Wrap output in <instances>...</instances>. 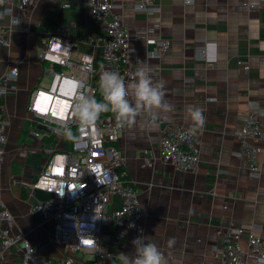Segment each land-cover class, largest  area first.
Here are the masks:
<instances>
[{
    "label": "crops",
    "instance_id": "0c3cea01",
    "mask_svg": "<svg viewBox=\"0 0 264 264\" xmlns=\"http://www.w3.org/2000/svg\"><path fill=\"white\" fill-rule=\"evenodd\" d=\"M113 1L114 13L129 30L135 65L150 66L154 83H163L165 100L173 106L171 112L155 111L154 120L142 113L131 127L124 126L119 140L125 168L139 188L144 236L151 237L169 264H223L217 249L222 231L238 225L264 235V151L258 157L259 177L251 175L249 160L236 154L241 146L237 131L250 102L264 108V0H160L161 12L151 15L134 11L138 0ZM10 8L7 1L0 2L10 40L0 46V76L15 64L20 72L17 91L2 99L9 123L0 171L2 200L14 215V232L26 233L39 254L69 256L73 264H82L90 256L53 241L50 225L30 211L38 191L25 182L39 177L47 159L43 148L51 139L33 135V128L42 126L34 123L28 104L31 91L50 79L39 57L48 35L64 26L76 55L100 60L103 33L84 0H38L26 13ZM155 24L159 28L148 31ZM159 36L170 38L172 48L154 57L149 53ZM62 70L79 73L75 66ZM189 107H199L205 117L197 131L199 171L184 172L159 159L147 165V151L158 154L163 119L191 128ZM261 122L264 126V115ZM64 146H69L67 139ZM22 149L32 151L22 155ZM113 200L120 205L117 195ZM132 240L126 232L121 257L134 252ZM242 245L248 249L246 238ZM24 252L23 243L15 245L0 264H24Z\"/></svg>",
    "mask_w": 264,
    "mask_h": 264
},
{
    "label": "built area",
    "instance_id": "2783aa9c",
    "mask_svg": "<svg viewBox=\"0 0 264 264\" xmlns=\"http://www.w3.org/2000/svg\"><path fill=\"white\" fill-rule=\"evenodd\" d=\"M5 1L11 5V10L17 8L26 13L38 0ZM84 3L103 33L100 60L93 54L76 55L64 26L48 35L39 57L50 79L46 86L31 91L28 110L34 123L42 126L33 128V135L49 138L51 143L43 148L47 159L39 177L25 182V185L52 194L49 200L39 199L33 203L30 211L39 213L42 222L50 225L53 241L70 251L88 254L90 258L82 264H122L119 252L124 247L126 232H131L133 239L145 234V214L139 188L128 175L119 145L124 127H118L110 113L100 115L91 127L80 129L72 115V107L80 92L96 96L100 91L98 81L104 71L118 72L126 83L131 81L137 68L135 48L131 45L130 33L122 17L114 13L113 0H84ZM141 6L143 10H140ZM134 11L159 14L160 0H138ZM158 28L159 25L155 24L148 31ZM9 42L8 30L0 18V46H7ZM153 44L149 54L154 57L162 56L172 48L171 39L164 36L156 38ZM68 66H75L79 73L62 70ZM19 72L20 66L15 64L0 76V171L5 162L9 124L2 99L6 94L17 91ZM249 107L244 124L237 131L241 146L236 154L248 159L251 175L259 177L258 157L264 151V126L261 122L264 108L257 101H251ZM163 121L165 127L158 154L147 151L146 164L152 166L159 159L181 171L198 172L201 141L197 132L193 134L191 128L171 118ZM62 122L69 125L75 139L62 134ZM66 139L68 147L64 146ZM28 151L32 150L22 149L21 154L27 155ZM115 195L120 199L119 206H115ZM14 223V215L6 207L0 192V261L13 246L23 243L24 264H73L69 256L54 259L39 254L26 233L14 232ZM110 227L114 231H108ZM221 235L217 249L223 264H261L264 261V235L261 233L231 225ZM243 238L247 240V250L242 245Z\"/></svg>",
    "mask_w": 264,
    "mask_h": 264
},
{
    "label": "clouds",
    "instance_id": "9594fccd",
    "mask_svg": "<svg viewBox=\"0 0 264 264\" xmlns=\"http://www.w3.org/2000/svg\"><path fill=\"white\" fill-rule=\"evenodd\" d=\"M140 10H143L142 6ZM150 73V66L141 62L136 68L134 78L126 83L118 72L104 71L98 81L101 99L80 92L73 103L72 115L76 118L79 128L91 127L100 115L106 112L114 115L118 127H131L142 113L151 115L154 120L155 111L171 112L173 106L165 100L163 83H154ZM186 119L191 122L190 131L193 134L205 123V117L199 107H189ZM61 128L64 129L62 134L66 138H76L67 123L62 122ZM132 245L134 252L131 255L123 254L122 264H169L165 254L151 237L139 235L132 240ZM261 264H264V261Z\"/></svg>",
    "mask_w": 264,
    "mask_h": 264
},
{
    "label": "water",
    "instance_id": "95a60500",
    "mask_svg": "<svg viewBox=\"0 0 264 264\" xmlns=\"http://www.w3.org/2000/svg\"><path fill=\"white\" fill-rule=\"evenodd\" d=\"M38 191V198L40 200H49L52 198V194L43 190H37Z\"/></svg>",
    "mask_w": 264,
    "mask_h": 264
},
{
    "label": "trees",
    "instance_id": "16d2710c",
    "mask_svg": "<svg viewBox=\"0 0 264 264\" xmlns=\"http://www.w3.org/2000/svg\"><path fill=\"white\" fill-rule=\"evenodd\" d=\"M98 100H100L101 99V92L100 91H98V93L96 94V96H95ZM111 112H106V113H102L101 115H107V114H110Z\"/></svg>",
    "mask_w": 264,
    "mask_h": 264
},
{
    "label": "snow or ice",
    "instance_id": "6c2138e0",
    "mask_svg": "<svg viewBox=\"0 0 264 264\" xmlns=\"http://www.w3.org/2000/svg\"><path fill=\"white\" fill-rule=\"evenodd\" d=\"M86 243H90V242H86Z\"/></svg>",
    "mask_w": 264,
    "mask_h": 264
}]
</instances>
